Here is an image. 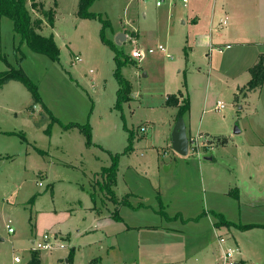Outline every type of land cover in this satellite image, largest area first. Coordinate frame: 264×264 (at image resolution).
I'll use <instances>...</instances> for the list:
<instances>
[{
    "label": "rangeland",
    "instance_id": "374dc122",
    "mask_svg": "<svg viewBox=\"0 0 264 264\" xmlns=\"http://www.w3.org/2000/svg\"><path fill=\"white\" fill-rule=\"evenodd\" d=\"M31 1L52 10V26ZM156 1L92 0L89 19L77 17L79 0H28L57 60L20 42L0 17V73L18 70L38 95L34 102L16 81L0 88V264H29L44 234L54 247L37 251L39 264H157L148 245L144 254L137 247L147 230L125 229L138 223L173 225L171 253L185 264H223L228 249L227 264H264V82L246 92L249 74L231 75L238 45L193 57L169 45L178 19ZM101 34L130 60L120 69L132 84L127 101L118 100L114 51ZM135 49L140 59L130 58ZM178 93L179 105L189 103L187 134L206 131L211 151L171 149L178 107L166 98Z\"/></svg>",
    "mask_w": 264,
    "mask_h": 264
},
{
    "label": "crops",
    "instance_id": "0c3cea01",
    "mask_svg": "<svg viewBox=\"0 0 264 264\" xmlns=\"http://www.w3.org/2000/svg\"><path fill=\"white\" fill-rule=\"evenodd\" d=\"M190 1L191 0H187L186 3H182L180 0L164 1V3H167L168 19L171 18V13L174 11L173 13L176 14L175 18L178 19L177 26H179L176 33L177 36L174 37L173 35H169V45L179 44V47L181 45L185 46L190 51L192 57L194 56V53L192 52L193 49L205 50L210 47H215L212 49L218 54H222L223 52L230 50L232 45H238L239 51L232 54V58H234V60L236 59L237 62H234L236 63L234 65L235 73L231 75L249 74L250 76L249 69L256 64L260 57H263L264 59V0H224L220 4H213L212 0H209V14L205 20L204 16L207 7H205V5L208 1L192 0L191 5L189 4ZM177 3L179 8L173 10V8L177 6ZM186 4H189L188 9L184 6ZM192 16L199 17H195L193 20ZM200 17H202V19ZM215 17H218L217 21H215ZM144 18H146V14H144ZM206 21L207 24H204ZM126 32V30L118 32V34H123L125 36V41L129 39ZM131 35L133 37H139L137 31L131 32ZM219 49H221V52ZM228 60L232 63L230 58ZM74 62L80 63L81 59L78 58V61L75 60ZM250 79L251 76L249 80ZM187 132L188 128L186 127V133ZM195 134H203L206 137L208 135L206 131L198 130L193 134H187V137ZM207 158H211L212 160L211 156H205L204 160L211 161ZM7 225L11 226V223H7ZM59 225L60 224L55 223L53 227L57 229ZM125 229H138V232L142 229L147 230L148 236L139 238L137 240V247L140 249L141 253L144 254V252H146V246L148 245L150 248L149 252L154 251V253H157L154 256L157 257V261H160L157 264H185L179 258L180 253L177 255L171 253L174 240L169 236V233L171 234L169 230H175V227L170 223H158L156 225L151 223H138L136 225L126 226ZM88 232L90 231L85 230V233ZM55 234L60 235L64 239L65 237H68L65 232L62 233L58 229ZM221 243L223 242H220V244ZM32 252H34V250H32ZM225 252L226 251L222 250L223 264H227L232 258L231 257L224 262ZM35 253H37V251ZM58 263L63 264L61 260H59Z\"/></svg>",
    "mask_w": 264,
    "mask_h": 264
},
{
    "label": "trees",
    "instance_id": "16d2710c",
    "mask_svg": "<svg viewBox=\"0 0 264 264\" xmlns=\"http://www.w3.org/2000/svg\"><path fill=\"white\" fill-rule=\"evenodd\" d=\"M28 0H0V17H8L13 23L14 32L20 37V42L26 43V45L34 52H42L47 54L51 59L57 60L59 50L56 47L53 37H42L35 31V28H39L42 24L40 19L32 20L30 12L26 8ZM92 0H79L77 17L79 18H93V14L86 12V7ZM30 7L40 11L41 15L46 18L50 26L53 25V12L52 10H44L42 4L31 1ZM101 40L104 44L108 45L114 51L115 61V78L119 84L117 91V97L119 101L129 100L131 92V84L124 79L120 74V69L130 63L127 56L123 55L121 51L117 50L114 43L107 41L101 34ZM251 79L247 83L244 90L246 92H252L257 90L264 81V59L260 57L256 64L249 69ZM10 81L20 82L30 93L34 102L38 100V95L35 86L31 84L28 79L18 70H8L0 73V88ZM242 90V89H240ZM178 97V98H177ZM182 98L181 93L177 95H170L166 99L167 106H177L178 114L177 119L182 118L184 114L189 111V103L187 99H183V102L179 105L178 99ZM176 119V121H177ZM29 264H39L36 253L33 252L32 258Z\"/></svg>",
    "mask_w": 264,
    "mask_h": 264
},
{
    "label": "built area",
    "instance_id": "2783aa9c",
    "mask_svg": "<svg viewBox=\"0 0 264 264\" xmlns=\"http://www.w3.org/2000/svg\"><path fill=\"white\" fill-rule=\"evenodd\" d=\"M164 1L166 0H157L155 2L156 6L159 7L160 5H162L164 3ZM182 3H186L187 0H180ZM161 50V48H159ZM219 51L221 52V49H219ZM141 57V52L139 50H134L131 54H130V58L133 60H137L140 59ZM76 61H78V58H75ZM217 108L218 109H223V104L222 103H217ZM142 131H144L145 129L142 128ZM210 140L208 137L204 136L203 134H195V135H189L188 136V151L187 154L190 156H199L201 155L202 152H207L210 151L212 149L211 145L209 144ZM7 231L8 233L12 234L14 233V230L11 226L7 225ZM56 240V239H55ZM220 242H223V239H220ZM34 244V242H33ZM54 247V243L51 239H49V237L44 234L41 239L39 240V242H37V244H34V250L35 251H50L52 250V248ZM233 252L228 250L224 253V262L229 260L232 257ZM16 262L18 261L17 259L15 260Z\"/></svg>",
    "mask_w": 264,
    "mask_h": 264
},
{
    "label": "water",
    "instance_id": "95a60500",
    "mask_svg": "<svg viewBox=\"0 0 264 264\" xmlns=\"http://www.w3.org/2000/svg\"><path fill=\"white\" fill-rule=\"evenodd\" d=\"M125 41V36L123 34H118L115 39L117 45H121ZM235 133H239L238 129H235ZM171 148L172 150L180 155L187 156L188 151V137L186 133L185 122L182 118L177 119L172 133H171ZM211 160V158H207Z\"/></svg>",
    "mask_w": 264,
    "mask_h": 264
}]
</instances>
